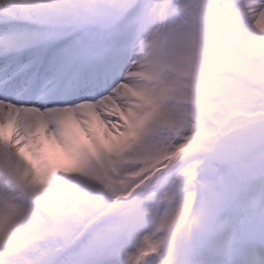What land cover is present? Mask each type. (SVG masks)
Listing matches in <instances>:
<instances>
[{
  "label": "rangeland",
  "instance_id": "374dc122",
  "mask_svg": "<svg viewBox=\"0 0 264 264\" xmlns=\"http://www.w3.org/2000/svg\"><path fill=\"white\" fill-rule=\"evenodd\" d=\"M189 1L141 0L145 5V25L137 40L136 54L144 51L160 62L165 75L164 89L151 91L147 77L150 66L139 67L133 60L124 79L138 82L139 88H133V82L125 83L127 92L120 89L118 95L108 97L113 102L109 110L101 114L86 110L76 119L81 125L76 122L72 127L82 145L88 144L93 149L105 147L108 153L118 147L121 151L137 147L135 157L151 162L121 171L125 175L123 180L121 174H115L113 181H109L107 176L112 173L103 168L87 180L67 181L65 186L58 183L47 165V172L53 175L50 181L39 183L28 175L23 178L44 203V211L37 209L21 189L24 201L18 204L6 199L0 190V230L13 219L22 218L25 222L19 231L21 235L0 238V260L9 259L14 248L25 264H130L129 252L134 255L137 248L146 251L155 248L156 256L145 254L138 264H176L182 255L183 237L196 228L193 225L196 201L189 196L191 182L205 171L209 175L214 168L242 164L248 158L246 146L264 130V115L230 123L219 119L212 126L222 129L221 136L192 147L181 144L185 138L181 133L206 129L228 105L264 108V74L252 76L247 70L249 62L240 55L245 44L241 42L245 33L239 31L242 22L250 23L254 29L250 38L258 40L256 52L264 48V17L257 11L258 0H247V6L241 10L221 12L206 0ZM148 10L153 11L151 16ZM227 81L239 89L223 92L224 86L230 85ZM203 85L209 88L208 93ZM182 105L191 111H181ZM164 109L168 115H159ZM164 121L173 124L166 125ZM255 127L261 128L237 138ZM79 129L81 133L77 134ZM176 145L179 153L164 162L167 151ZM222 151L227 153L223 158ZM5 155L0 151V163ZM199 156L202 161L195 163ZM114 162L103 153L99 166L106 164L115 170ZM179 162L183 164L181 168ZM55 169L58 171V166ZM174 171L178 181H171L167 191L158 190ZM81 173L78 169L74 175ZM142 183L147 186H140ZM128 193L131 194L126 197ZM186 201L192 204L188 210L182 208ZM85 217L95 222L89 230L91 243L81 250L84 239L81 238L68 253L52 254L50 247L62 244L76 233ZM103 219L116 225H100ZM180 225L183 227L178 234ZM44 244L48 247L33 258Z\"/></svg>",
  "mask_w": 264,
  "mask_h": 264
},
{
  "label": "snow or ice",
  "instance_id": "6c2138e0",
  "mask_svg": "<svg viewBox=\"0 0 264 264\" xmlns=\"http://www.w3.org/2000/svg\"><path fill=\"white\" fill-rule=\"evenodd\" d=\"M144 7L141 0H20L0 10V102L46 112L112 95L136 58ZM262 10L258 0L264 17ZM245 150L242 164L214 168L193 186L196 228L183 237L176 264H264V130ZM10 251L0 264H25Z\"/></svg>",
  "mask_w": 264,
  "mask_h": 264
},
{
  "label": "bare ground",
  "instance_id": "6f19581e",
  "mask_svg": "<svg viewBox=\"0 0 264 264\" xmlns=\"http://www.w3.org/2000/svg\"><path fill=\"white\" fill-rule=\"evenodd\" d=\"M19 2L20 0H0V10L15 9ZM148 14L151 16L153 11L148 10ZM148 58L150 60H147ZM134 60L137 61L139 67L150 66L147 77L149 78L148 88L151 91L159 92L162 88L164 89L162 78L165 75L159 61L151 58V54L147 55L144 51L138 52ZM127 82L125 81V83ZM131 82L134 83L135 87L133 88H139L138 82ZM125 83L119 85L112 95L106 96L96 104L85 103L74 108L60 107L51 111L39 112L33 108L17 107L14 104L0 102V151L6 153L5 159L0 163V190L6 199L17 204L24 201L19 193L21 187L18 185V181L24 180L23 178L27 175L39 183L50 181L53 175L47 172V165L50 166V169L54 168L53 166H58V175L55 178L56 180L62 178L67 184V181L87 180L103 168L105 172L112 173L111 176H107L109 181H113L115 174H121L120 177L123 180L125 175H122L121 171L149 163L150 160L147 158L135 157L137 147H131L124 151L118 147L108 153L105 147L93 149L88 144L82 145L74 136L72 127L77 122L76 119L86 110L100 114L109 110L113 102L108 100V97H115L120 89L127 92V88L124 87ZM159 115H168V113L164 109L159 112ZM77 123L81 125V123ZM164 123L170 124L169 122ZM79 133H81L80 129L77 130V134ZM91 145L95 144L92 142ZM103 153L115 159L113 164L115 170L110 169L106 164L99 166ZM11 168L12 173L9 175L8 169ZM78 169H81L82 173L75 176V171ZM129 177L135 178L133 175H129ZM26 181L23 182L24 186H26ZM32 192L34 193V191ZM130 194L128 193L126 197ZM40 203L46 210L41 200ZM80 213L83 217L84 213L81 211ZM86 218L88 217H85L84 220ZM24 225L25 222L22 218L13 219L6 223L4 229L0 230V238H15L17 234H20L19 231L23 229ZM60 233L62 237L66 236V234ZM72 239L71 237L65 239L63 245Z\"/></svg>",
  "mask_w": 264,
  "mask_h": 264
},
{
  "label": "trees",
  "instance_id": "16d2710c",
  "mask_svg": "<svg viewBox=\"0 0 264 264\" xmlns=\"http://www.w3.org/2000/svg\"><path fill=\"white\" fill-rule=\"evenodd\" d=\"M187 3L190 2L189 0H185ZM206 2L208 4H212L214 5V7L219 11H223L225 9H234V8H241V5L242 7L246 6L248 1L247 0H243V1H238V0H206ZM242 31L241 32H248L250 31L249 29V24L248 23H243L242 24ZM264 55V49L257 55H255V57L251 60V69L254 73L256 74H263L264 73V68H262V65H261V56ZM230 85H226L224 86L223 90L226 91L227 93H231L233 90L237 91L239 88L238 86L234 87L233 84L229 83L228 81L226 82ZM183 166V164H179V167L178 168H181ZM206 171L204 173V175H199L198 178H197V181L196 182H191L190 184V187L194 190L193 186L194 185H199V183L201 182V180L203 178H206L208 175H206ZM170 181H178V178H177V175H176V171H174L171 175H170V178L168 179ZM168 183V182H167ZM171 186V184H169V187ZM168 188V187H167ZM160 189H166V187H164L163 185L160 186ZM90 237L87 238V241L89 240Z\"/></svg>",
  "mask_w": 264,
  "mask_h": 264
},
{
  "label": "water",
  "instance_id": "95a60500",
  "mask_svg": "<svg viewBox=\"0 0 264 264\" xmlns=\"http://www.w3.org/2000/svg\"><path fill=\"white\" fill-rule=\"evenodd\" d=\"M154 255H156V251H155V250H152V251L150 252V256H154Z\"/></svg>",
  "mask_w": 264,
  "mask_h": 264
}]
</instances>
